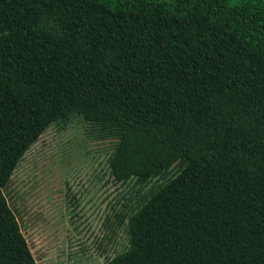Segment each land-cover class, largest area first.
I'll return each mask as SVG.
<instances>
[{
	"label": "trees",
	"instance_id": "trees-1",
	"mask_svg": "<svg viewBox=\"0 0 264 264\" xmlns=\"http://www.w3.org/2000/svg\"><path fill=\"white\" fill-rule=\"evenodd\" d=\"M73 117L164 179L105 264H264V0H0V264H36L2 189Z\"/></svg>",
	"mask_w": 264,
	"mask_h": 264
},
{
	"label": "rangeland",
	"instance_id": "rangeland-1",
	"mask_svg": "<svg viewBox=\"0 0 264 264\" xmlns=\"http://www.w3.org/2000/svg\"><path fill=\"white\" fill-rule=\"evenodd\" d=\"M112 143L73 117L63 128L48 126L18 162L2 194L36 264H105L126 250L138 196L164 179L114 182Z\"/></svg>",
	"mask_w": 264,
	"mask_h": 264
}]
</instances>
